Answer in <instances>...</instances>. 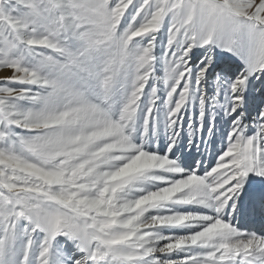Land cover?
Wrapping results in <instances>:
<instances>
[{
    "label": "snow or ice",
    "instance_id": "6c2138e0",
    "mask_svg": "<svg viewBox=\"0 0 264 264\" xmlns=\"http://www.w3.org/2000/svg\"><path fill=\"white\" fill-rule=\"evenodd\" d=\"M0 264H264V0H0Z\"/></svg>",
    "mask_w": 264,
    "mask_h": 264
}]
</instances>
